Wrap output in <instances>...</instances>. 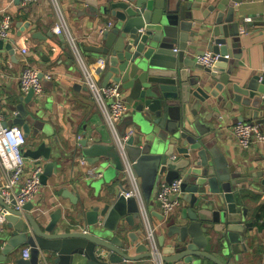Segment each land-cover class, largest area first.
Returning a JSON list of instances; mask_svg holds the SVG:
<instances>
[{"label":"water","instance_id":"obj_1","mask_svg":"<svg viewBox=\"0 0 264 264\" xmlns=\"http://www.w3.org/2000/svg\"><path fill=\"white\" fill-rule=\"evenodd\" d=\"M194 2L99 0L100 13L110 17L113 24L100 30L95 37L98 47L91 51L103 62V85L118 84L131 108L128 120L136 127L137 135L127 141L126 150L145 204H152L161 182L171 184L182 179L179 198L187 207L181 208L178 216L175 211L167 218L159 211L152 213L161 223L160 229L167 231L158 237L162 261L238 264L240 255L247 253V209L239 186L252 183L241 178L234 165L227 167L213 138L206 135L207 126L202 127L197 111L199 103L209 104L210 97L228 101L229 109L233 103L258 108L264 103V76L247 79L243 88L233 84L228 91L223 89L229 80L224 70L232 67L228 60L237 58L229 45L236 43L239 34L233 14L241 0H218L202 18H194L198 9ZM29 26L28 22L17 23L16 37ZM30 36L42 39L37 33ZM3 48L14 56L11 44L0 42V51ZM205 51L220 56L210 68L194 61ZM226 55L228 59L223 58ZM187 69H198L212 80L201 83L200 76L189 77ZM32 97L29 91L23 103L28 105ZM14 112L12 122H4V126H19L25 138L31 140L33 148L24 151L23 157L40 166V185L45 186L58 174L60 146L56 139L47 146L39 136L41 132L48 134L37 110L18 105ZM69 155L70 162L83 160L91 166L99 164L100 173L110 172L116 185L109 200L87 210L78 194L60 189L57 195L71 207L60 205L46 215L38 211L37 217L48 218L41 226L36 216L29 214L33 204L15 211L0 198V207L6 213V226L0 231V264H121L148 260L147 246L138 243L143 232L137 204L133 198L124 197L130 186L114 145L76 140ZM254 177L259 179L257 186L264 189V177ZM134 225L140 229L131 233L129 228ZM22 245L28 246L29 257L9 258ZM132 248L134 255L130 254Z\"/></svg>","mask_w":264,"mask_h":264},{"label":"crops","instance_id":"obj_2","mask_svg":"<svg viewBox=\"0 0 264 264\" xmlns=\"http://www.w3.org/2000/svg\"><path fill=\"white\" fill-rule=\"evenodd\" d=\"M15 1L0 0V17L1 14L7 13L13 19L10 38L5 41V44H11L14 56H10L9 52L3 48L0 62V108L4 121L7 124L12 122L15 116L14 108L18 105H24L29 109L33 108L41 116L43 129L48 134L44 135L41 132L39 136L47 146L56 139L57 145L62 149L60 151L58 148L62 156L58 162L60 167L58 174L49 178L45 186L41 185L39 192L29 202L33 204L29 214L34 218L36 216L42 226L45 225L48 218L37 217L38 211H42L46 215L52 213L60 205L63 208L71 207L67 200H62L57 195V191L60 189H67L73 194H78L87 210L91 206L109 200L112 188L116 185L113 181L114 178L109 175L110 172L104 170L101 173V178L87 181L85 171L89 168L97 170L99 164L91 166L78 159L70 162L69 153L76 140L86 139L89 142L108 145H112V142L95 104L81 82L80 71L69 55L66 44L52 32L55 19L48 0H40L25 8L20 7V4ZM217 1L195 0L194 3L198 9L193 13L194 18H202L203 15H207V8ZM98 2L99 0H64L63 10L82 50L86 64L90 69L96 71V81L103 85L105 80L102 71L103 65L101 66L103 62L91 51V48L98 47L95 37L100 30L109 29L107 25L108 23L113 24V21L110 17L100 13ZM236 7L233 21L238 25L239 31L244 30L246 33L238 34L236 43L229 45L230 50L237 58L229 59L232 67L224 70L225 74L229 75L228 83L223 85V89L227 91L233 84L243 88L246 80L254 75L264 76V0H241V3ZM26 22L30 24L29 28L20 37H16L17 23ZM32 33L40 34L42 39L32 38L30 36ZM233 44L236 46L233 47ZM22 48H26L28 54L22 55L20 52ZM207 52L205 51V53ZM196 58H194L195 62ZM26 64L36 68L43 75L51 77L50 80H43L42 97L39 100L32 97L28 105L23 103L26 94L20 91L18 85L19 74ZM187 72L189 77L200 76L201 83L212 80L198 69H187ZM219 75H223V73H219ZM123 98L125 101V94ZM227 103L226 100L218 102L216 98L210 97L208 105L199 103L197 116L202 127L207 126L206 135L210 136V139L213 138L214 146L216 149L218 148L217 151L227 163V167L234 165L240 177L252 183L251 186L246 183L239 186L243 207L247 209L244 222V225L247 226L245 239L247 253L240 255L241 261L238 264H264V189L257 186L259 179L254 177L259 174L264 177V143L255 145L248 150H241L232 134V126L238 122H253L264 133V103H260L258 108L242 107L233 103L231 109L227 108ZM130 112L131 108L119 129L124 131L131 127L137 135L136 127L129 124ZM32 148L31 140L26 139L23 153ZM175 156L177 157L176 154ZM26 160L29 165L30 162L35 165L32 160L27 158ZM146 206L154 223H159L152 216L153 212L159 211L156 208L155 199L152 204ZM183 207H187L185 202H182L181 208ZM179 210L174 213L175 216L179 215ZM5 226L6 221L2 226L3 229ZM139 229L140 227L136 225L129 228L131 233H135ZM158 232V237H160L165 236L167 231L164 228H159ZM138 238V243L143 242V233ZM24 249L29 248L27 245H22L11 253L9 258L12 260L22 258ZM130 254L134 255V248L130 250ZM121 264L151 263L144 259L139 262H123Z\"/></svg>","mask_w":264,"mask_h":264},{"label":"built area","instance_id":"obj_3","mask_svg":"<svg viewBox=\"0 0 264 264\" xmlns=\"http://www.w3.org/2000/svg\"><path fill=\"white\" fill-rule=\"evenodd\" d=\"M40 0H19L20 7L25 8L36 4ZM51 11L54 15L55 24L52 32L55 36H61L67 46L69 55L73 59L81 74V82L89 93L91 100L95 104L98 114L105 125L111 142L115 147L117 155L122 165V172L130 188L124 193L125 199L133 198L137 204L138 217L143 232V242L147 246L151 264H164L161 258V249L158 245V231L161 223H154L149 215L147 206L143 200L139 179L133 170V162L130 161L126 146L127 141L135 135L133 128L129 127L120 131L119 127L130 109L124 101V94L120 86L116 83L107 85L99 84L96 81V71L92 70L86 64L84 55L75 36L72 33L66 14L63 10L64 0H48ZM13 19L3 13L0 17V42H5L10 38ZM112 23H108L110 28ZM240 30L239 34H245ZM22 55L28 54L26 48L20 50ZM220 58L219 55L210 52L204 53L196 58V63L210 68ZM223 58L227 59V55ZM1 62V51H0ZM40 71L29 65H25L18 77L19 89L23 94L32 92L33 97L39 100L43 95V80H50L49 75H43L39 78ZM4 116L0 108V198L3 203L15 211H21L22 208L31 202L40 190L39 176L42 173L40 166L28 164V160L23 157V149L26 145V138L19 126H4ZM233 138L241 150H248L255 145L264 143V133L260 127L253 122H238L232 126ZM28 164V165H27ZM87 179H98L102 174L95 168H89L85 171ZM182 179L178 178L171 184L161 182L159 192L155 201L159 203V213L167 218L182 206V200L179 198L180 185ZM173 197L171 200L170 198ZM5 211L0 207V230L5 222ZM29 257L28 249L22 251V258Z\"/></svg>","mask_w":264,"mask_h":264},{"label":"rangeland","instance_id":"obj_4","mask_svg":"<svg viewBox=\"0 0 264 264\" xmlns=\"http://www.w3.org/2000/svg\"><path fill=\"white\" fill-rule=\"evenodd\" d=\"M126 117V116H125Z\"/></svg>","mask_w":264,"mask_h":264}]
</instances>
